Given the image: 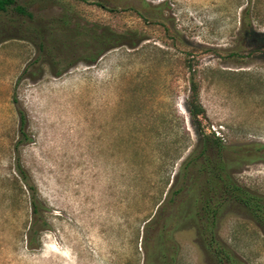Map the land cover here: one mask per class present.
<instances>
[{"label":"rangeland","instance_id":"obj_1","mask_svg":"<svg viewBox=\"0 0 264 264\" xmlns=\"http://www.w3.org/2000/svg\"><path fill=\"white\" fill-rule=\"evenodd\" d=\"M17 3L32 16L0 14V264H116L129 251L118 223L142 216L169 176L177 204L201 191L219 204L214 162L264 196V0ZM103 31L123 38L91 62ZM192 81L199 127L188 114ZM201 135L221 151L203 153ZM16 161L47 207L33 250ZM221 202L217 238L246 264H264V230ZM196 239L176 232L177 264H215Z\"/></svg>","mask_w":264,"mask_h":264},{"label":"trees","instance_id":"obj_2","mask_svg":"<svg viewBox=\"0 0 264 264\" xmlns=\"http://www.w3.org/2000/svg\"><path fill=\"white\" fill-rule=\"evenodd\" d=\"M9 11L19 16H32L23 5L17 3V0H0V14ZM122 38V35L108 31H103L99 37L94 35L91 41L98 43L101 49L95 53L91 62H95L105 49L116 47ZM190 92V99L187 103L188 114L192 124L199 127V118L205 115V110L198 100L197 86L193 81L190 85ZM22 125L23 117H20V131ZM201 136L203 153L209 144L218 153L223 148L219 139L213 135L211 138ZM256 152L257 158H261L264 155V145H259ZM15 164L17 174L15 183L18 186L19 195L25 197L30 207V222L25 236L26 248L33 250L40 246L41 235L48 227L47 207L40 200L37 189L30 181L23 165L20 161H16ZM204 166H210V162L206 159ZM225 168L226 166L220 161L214 162L211 170V173H214L219 180V182H214L215 192L223 193L219 196V204H213L214 197L206 195L204 191L200 192V197L193 196V200L187 205L182 202L177 204L176 196L179 193L171 190L173 184L170 186V176L163 180L159 196L151 198L152 203L142 216L137 213L133 220L127 219L125 223H118L116 232L121 240L122 234L127 232L126 241L129 251L117 253L116 264H177L179 246L174 240V235L179 230H184L185 227L193 230L197 237L196 240L213 258L215 264H246L217 238L215 222L223 205L221 201L231 200L239 204L244 212L264 230V196L252 194L249 190L235 184L225 172ZM164 194L165 199L163 200L162 195Z\"/></svg>","mask_w":264,"mask_h":264}]
</instances>
